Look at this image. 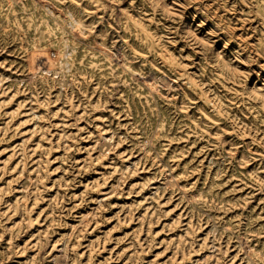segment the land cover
<instances>
[{
	"label": "rangeland",
	"instance_id": "374dc122",
	"mask_svg": "<svg viewBox=\"0 0 264 264\" xmlns=\"http://www.w3.org/2000/svg\"><path fill=\"white\" fill-rule=\"evenodd\" d=\"M0 264H264V0H0Z\"/></svg>",
	"mask_w": 264,
	"mask_h": 264
}]
</instances>
